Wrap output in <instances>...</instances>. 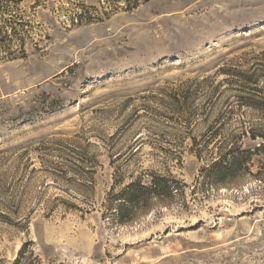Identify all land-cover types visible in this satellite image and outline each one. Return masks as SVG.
<instances>
[{
  "label": "rangeland",
  "instance_id": "374dc122",
  "mask_svg": "<svg viewBox=\"0 0 264 264\" xmlns=\"http://www.w3.org/2000/svg\"><path fill=\"white\" fill-rule=\"evenodd\" d=\"M9 6L0 264H264V0ZM210 130L248 152L231 186L201 182ZM150 173L183 189L116 221L109 195Z\"/></svg>",
  "mask_w": 264,
  "mask_h": 264
},
{
  "label": "trees",
  "instance_id": "16d2710c",
  "mask_svg": "<svg viewBox=\"0 0 264 264\" xmlns=\"http://www.w3.org/2000/svg\"><path fill=\"white\" fill-rule=\"evenodd\" d=\"M21 0H0V53L5 51L10 53L9 49L17 37L15 23L13 17H4L9 12V5L16 4ZM120 0H104L109 6H115ZM127 9H133L138 6V0H123ZM82 5V4H79ZM80 14H75L77 19H91L87 15V9L81 6ZM11 15V14H9ZM23 44H18L20 51ZM241 92L240 88L235 90ZM240 97V96H238ZM243 98L237 100L238 104ZM252 104L246 106L263 105L264 100H251ZM231 111V110H229ZM220 134L216 131H209L200 141H193V147L198 158L204 153L208 158V164L200 169V178L203 184L215 186H231L234 179L247 170L246 162L249 159L248 152L241 149L242 144L238 141L229 142L228 138H219ZM255 139V136H251ZM261 148V149H260ZM263 147L260 145L259 149ZM205 156V157H206ZM147 180L143 181L141 177H137L118 192L109 195V204L107 213L111 214L118 222H127L133 220L139 214L148 211L149 204L152 200L165 201L173 198L180 193L183 185L176 180L174 176L160 175L150 173ZM113 190V188H112Z\"/></svg>",
  "mask_w": 264,
  "mask_h": 264
}]
</instances>
